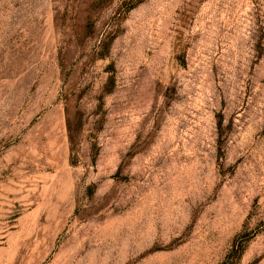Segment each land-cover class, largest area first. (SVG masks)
Instances as JSON below:
<instances>
[{
    "label": "rangeland",
    "instance_id": "obj_1",
    "mask_svg": "<svg viewBox=\"0 0 264 264\" xmlns=\"http://www.w3.org/2000/svg\"><path fill=\"white\" fill-rule=\"evenodd\" d=\"M235 243L264 264V0H0V264Z\"/></svg>",
    "mask_w": 264,
    "mask_h": 264
},
{
    "label": "trees",
    "instance_id": "obj_2",
    "mask_svg": "<svg viewBox=\"0 0 264 264\" xmlns=\"http://www.w3.org/2000/svg\"><path fill=\"white\" fill-rule=\"evenodd\" d=\"M134 6H135V2L129 5L128 7H126V11H129ZM242 251L243 248L240 243H238L237 245L236 243L233 244V246L225 256V258L218 264H233L235 261H237L240 258Z\"/></svg>",
    "mask_w": 264,
    "mask_h": 264
}]
</instances>
